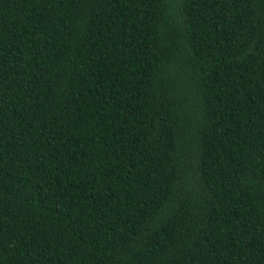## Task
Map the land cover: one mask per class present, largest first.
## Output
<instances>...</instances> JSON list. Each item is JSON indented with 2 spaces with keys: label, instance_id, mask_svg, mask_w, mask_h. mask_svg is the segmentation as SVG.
Instances as JSON below:
<instances>
[{
  "label": "trees",
  "instance_id": "trees-1",
  "mask_svg": "<svg viewBox=\"0 0 264 264\" xmlns=\"http://www.w3.org/2000/svg\"><path fill=\"white\" fill-rule=\"evenodd\" d=\"M0 264H264V0H0Z\"/></svg>",
  "mask_w": 264,
  "mask_h": 264
}]
</instances>
